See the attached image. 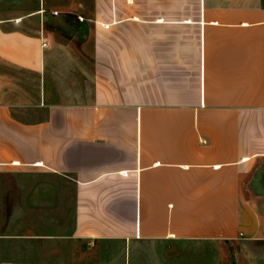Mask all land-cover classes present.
<instances>
[{
	"label": "crops",
	"instance_id": "1",
	"mask_svg": "<svg viewBox=\"0 0 264 264\" xmlns=\"http://www.w3.org/2000/svg\"><path fill=\"white\" fill-rule=\"evenodd\" d=\"M87 1L0 0V172L69 182L79 240L264 243V0Z\"/></svg>",
	"mask_w": 264,
	"mask_h": 264
},
{
	"label": "rangeland",
	"instance_id": "2",
	"mask_svg": "<svg viewBox=\"0 0 264 264\" xmlns=\"http://www.w3.org/2000/svg\"><path fill=\"white\" fill-rule=\"evenodd\" d=\"M27 1L31 10L35 0ZM68 2L49 0L48 6H43L46 19ZM14 8L0 6V17L17 11ZM52 17L72 19L70 14L61 13ZM62 31L64 35L72 32ZM73 34L82 41L84 29ZM72 232L73 187L69 182L39 170L0 172V264H264V243H192L168 247L133 244L126 248L120 243L79 240Z\"/></svg>",
	"mask_w": 264,
	"mask_h": 264
},
{
	"label": "built area",
	"instance_id": "3",
	"mask_svg": "<svg viewBox=\"0 0 264 264\" xmlns=\"http://www.w3.org/2000/svg\"><path fill=\"white\" fill-rule=\"evenodd\" d=\"M55 15V13H53ZM43 47H45L46 45H42Z\"/></svg>",
	"mask_w": 264,
	"mask_h": 264
}]
</instances>
